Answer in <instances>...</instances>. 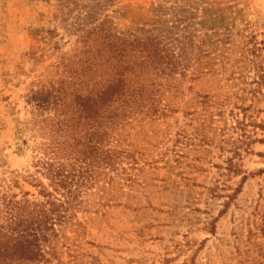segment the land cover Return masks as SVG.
Instances as JSON below:
<instances>
[{
    "label": "rangeland",
    "instance_id": "374dc122",
    "mask_svg": "<svg viewBox=\"0 0 264 264\" xmlns=\"http://www.w3.org/2000/svg\"><path fill=\"white\" fill-rule=\"evenodd\" d=\"M89 13L118 31L174 27L184 113L169 118L149 185L105 215L77 212L84 229L67 232L52 263L264 264V0H0V173L34 170L17 132L30 116L26 93L72 52ZM196 94L224 97L222 116Z\"/></svg>",
    "mask_w": 264,
    "mask_h": 264
},
{
    "label": "trees",
    "instance_id": "16d2710c",
    "mask_svg": "<svg viewBox=\"0 0 264 264\" xmlns=\"http://www.w3.org/2000/svg\"><path fill=\"white\" fill-rule=\"evenodd\" d=\"M87 17L72 52L26 93L30 116L17 132L27 134L21 146L34 170L0 173V264H54L68 249L67 232L84 229L77 212L105 215L104 207L122 204L119 196L149 185L144 175L157 168L154 152L166 149L169 118L184 113L186 64L174 27L118 31L108 18ZM196 95L208 115L213 106L222 116L224 97Z\"/></svg>",
    "mask_w": 264,
    "mask_h": 264
}]
</instances>
